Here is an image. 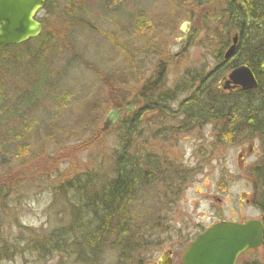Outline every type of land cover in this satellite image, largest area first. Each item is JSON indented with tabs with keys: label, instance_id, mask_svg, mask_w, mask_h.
<instances>
[{
	"label": "rangeland",
	"instance_id": "obj_1",
	"mask_svg": "<svg viewBox=\"0 0 264 264\" xmlns=\"http://www.w3.org/2000/svg\"><path fill=\"white\" fill-rule=\"evenodd\" d=\"M226 1L118 0L121 13L93 8L83 14V20L73 21L64 16L63 0H57L60 15L50 17L55 25L49 30L61 36L46 68L53 89L33 107L20 111L19 119L7 114L4 120L7 128H19L21 137L0 149V255L4 249L13 252L8 260L0 258V264H72L58 253L37 262L34 254L24 252L28 247L22 241L65 222L69 195L61 194V182L86 171L112 175L121 128L117 124L102 131L104 115L115 103L124 107L135 89L155 72L166 50L165 90L185 72H196L201 66L206 70L216 63V36L212 35L216 25L226 22V14L217 21ZM39 15L45 18L42 12ZM138 18L142 27L135 29ZM184 22L198 27L200 34L184 54L174 58L186 42L181 31ZM41 65L24 68V79L29 78L25 85L31 89L21 94L25 104L37 94L36 80L47 74ZM3 69L6 99L12 104L18 92L8 90L23 88L18 84L21 76L13 77L6 64ZM183 96L177 95L166 110H176ZM162 111L144 113L131 147L139 155L156 154L164 167L169 163L168 168L188 169L187 180L170 211L163 210L154 194L145 196L150 190L141 193L134 208L135 236L126 244L135 250L121 260L122 249L106 243L96 264H150L166 249L172 250V264H181L187 244L213 222L260 218L251 204V168L261 159L264 138L229 139L218 132V123L175 132L174 121ZM250 147L252 151L246 154ZM253 258L264 264L263 246L247 251L239 261Z\"/></svg>",
	"mask_w": 264,
	"mask_h": 264
},
{
	"label": "trees",
	"instance_id": "obj_2",
	"mask_svg": "<svg viewBox=\"0 0 264 264\" xmlns=\"http://www.w3.org/2000/svg\"><path fill=\"white\" fill-rule=\"evenodd\" d=\"M59 2L45 0L41 11L45 18H39L42 31L37 37L0 49V149L2 144H8L21 137L16 126L7 128V123H4L5 118L8 119L6 115L10 114L19 119L20 111L33 107L35 101L45 97L49 90L53 89L48 83L49 72L46 68L48 60L50 61L53 51L57 48V37L61 34L54 35L50 32L49 27L55 24L49 20L51 16L60 13H56ZM63 2L64 16L73 21L83 20L85 18L83 14L93 8L102 12L123 11L118 9V0H63ZM263 8L264 0L226 1V9H221L223 11L217 17V21H220L226 14L228 16L226 22L216 25V34L212 35L213 38L216 36L213 54L216 63L206 70L201 66L196 72H185L173 88L161 90L153 98H149L148 100L153 99L151 104L144 98V104L138 110L128 116H122L117 125L121 132L118 136V148L113 153L112 175L104 177L94 171H86L76 174L65 183L61 182L58 187L61 194L69 195L65 199L67 204L65 222L41 235L23 239V244L28 247L25 253L34 254L37 262L58 253L64 254L72 264H96L103 250L102 245L109 243L110 247L122 249L121 260H125V254L136 248L130 249L126 244L135 236L133 232L138 218L134 208L137 197L145 190H150V194L146 193L145 196L154 194L162 204L163 210L170 211L190 171L181 166L168 168L169 163L164 167L165 162H160L156 154L147 152L139 155L131 147L130 141L136 135L142 114L149 109H164L163 114L174 121L171 128L176 130L175 132H187L206 123H218L216 128L218 132L229 136V139L249 136L264 138V76H257L259 84L256 90L225 91L216 87V81L237 64L244 63L254 72H264L259 67V62L264 65V18L261 16ZM140 19L135 21V29L142 27ZM243 26L250 28L255 34L253 44L259 43L258 52L245 55L241 50L245 42ZM235 31L238 32L235 53L224 61L223 49L230 43L231 33ZM260 43L263 45L260 46ZM4 64L12 70L13 77L15 74L21 76L18 84L23 88L20 86L16 91L12 87L8 90L12 93L18 92L17 99L12 104L6 99L3 85ZM40 64L44 67L42 71L47 74H41V80H36L37 94L25 104L21 94H26L31 89L26 88L25 83L29 78L24 79L26 77L24 68L34 69ZM42 82L44 84L41 87ZM180 94L184 96L178 102L177 109L166 110L168 104L174 102ZM118 105L120 104L115 103L114 106ZM251 175V204L259 210L260 220L264 226V147L260 161L251 168ZM262 246L264 247V242ZM3 252L0 258L4 260L10 259L13 254L6 249ZM237 264L261 263L253 258L243 263L238 260Z\"/></svg>",
	"mask_w": 264,
	"mask_h": 264
},
{
	"label": "water",
	"instance_id": "obj_3",
	"mask_svg": "<svg viewBox=\"0 0 264 264\" xmlns=\"http://www.w3.org/2000/svg\"><path fill=\"white\" fill-rule=\"evenodd\" d=\"M45 0H0V49L19 44L28 38L37 36L41 31V23L35 15ZM185 31L186 29L183 28ZM236 39L226 50L224 58L228 59L235 49ZM156 77L142 89H154L164 77V65H158ZM224 88L240 87L242 90L253 89L256 85L254 77L245 66L233 68L224 78ZM138 99L132 103L137 102ZM124 107L125 113L130 112ZM120 114L119 109H109L103 120V128L112 126ZM264 227L260 220L250 219L244 222L218 221L206 228L186 247L182 255V264H235L237 257L249 248H256L263 243ZM168 252H164L161 260L155 264H170Z\"/></svg>",
	"mask_w": 264,
	"mask_h": 264
},
{
	"label": "bare ground",
	"instance_id": "obj_4",
	"mask_svg": "<svg viewBox=\"0 0 264 264\" xmlns=\"http://www.w3.org/2000/svg\"><path fill=\"white\" fill-rule=\"evenodd\" d=\"M261 16L264 18V8H263V11H262ZM242 34L244 35V41L245 42H244V47H242L241 50L245 53V55L246 54H253V53L258 52V49H259L258 48V45H259V43L258 44L257 43L256 44H253V41H255V39H254L255 34L253 33V31L250 28H248L246 26H243V28H242ZM233 38L236 39V46H237V44H238V32L237 31L233 32L232 39ZM231 42H232V40L230 38V43ZM263 43H260V46H262ZM227 46L223 49V51L227 48ZM259 63H260V65H259L260 69L264 70V65L262 64V62H259ZM237 66H245L246 68L249 69V72L251 73V75L255 79L256 85H255V87L253 89L256 90L258 88V84H259V82H257V79H258L257 76L263 77L264 76V72L263 71H260V73H259V71H257V72L255 71L254 72L249 66H247L244 63L237 64L236 67ZM253 89H250V90H253Z\"/></svg>",
	"mask_w": 264,
	"mask_h": 264
},
{
	"label": "flooded vegetation",
	"instance_id": "obj_5",
	"mask_svg": "<svg viewBox=\"0 0 264 264\" xmlns=\"http://www.w3.org/2000/svg\"><path fill=\"white\" fill-rule=\"evenodd\" d=\"M195 32V28L191 27V29L189 30V33L186 37V44H190L191 43V38L193 36ZM182 49V48H181ZM176 54V53H175ZM174 54V55H175ZM168 54H167V50H166V55H163L162 58L159 59V62L160 63H166V69H167V64L169 62V57H167ZM156 71V70H155ZM156 73L155 72H151L149 74V77L151 78L153 75H155ZM158 91V89H146L145 91H142L140 88L139 89H136L135 92L133 93V96H132V99L131 100H135V99H138L137 102L135 103H132V108L133 110H138V106L143 102L144 104V98L147 99V101L151 104L152 103V100L153 99H150L148 100L149 98H153L154 96V93H156ZM116 107H120V106H116ZM131 108V109H132ZM132 110V111H133ZM243 151V150H242ZM252 151V148H249L246 152V154L250 153ZM247 200V199H246ZM170 257L172 258V253L170 254Z\"/></svg>",
	"mask_w": 264,
	"mask_h": 264
}]
</instances>
